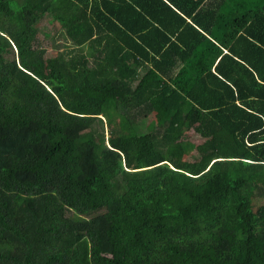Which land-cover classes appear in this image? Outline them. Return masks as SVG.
I'll return each mask as SVG.
<instances>
[{
    "label": "trees",
    "instance_id": "trees-1",
    "mask_svg": "<svg viewBox=\"0 0 264 264\" xmlns=\"http://www.w3.org/2000/svg\"><path fill=\"white\" fill-rule=\"evenodd\" d=\"M0 264H264V0H0Z\"/></svg>",
    "mask_w": 264,
    "mask_h": 264
},
{
    "label": "rangeland",
    "instance_id": "rangeland-1",
    "mask_svg": "<svg viewBox=\"0 0 264 264\" xmlns=\"http://www.w3.org/2000/svg\"><path fill=\"white\" fill-rule=\"evenodd\" d=\"M50 19L51 17L48 15L39 22L37 36L34 41L36 47L46 49V58L55 57L59 52L65 50L66 47L71 46L70 41H68L65 34L59 29L60 26L58 23ZM47 71L49 72V69ZM103 124L108 134L107 126L105 123ZM155 126L156 121L154 117H149L145 122L140 123V127H142L141 131H152ZM184 140L182 142L184 150L183 159L193 161L197 155L196 146L203 142L204 139L194 129H190L186 132Z\"/></svg>",
    "mask_w": 264,
    "mask_h": 264
}]
</instances>
